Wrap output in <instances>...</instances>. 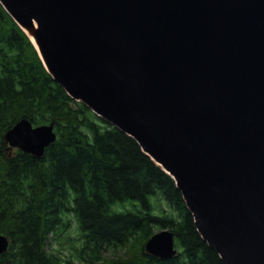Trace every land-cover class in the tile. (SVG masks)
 Masks as SVG:
<instances>
[{
    "label": "water",
    "instance_id": "95a60500",
    "mask_svg": "<svg viewBox=\"0 0 264 264\" xmlns=\"http://www.w3.org/2000/svg\"><path fill=\"white\" fill-rule=\"evenodd\" d=\"M0 4L52 79L175 181L225 264H264V0ZM4 139L40 159L56 135L22 119ZM8 244L0 235V255ZM145 250L173 258V232Z\"/></svg>",
    "mask_w": 264,
    "mask_h": 264
},
{
    "label": "trees",
    "instance_id": "16d2710c",
    "mask_svg": "<svg viewBox=\"0 0 264 264\" xmlns=\"http://www.w3.org/2000/svg\"><path fill=\"white\" fill-rule=\"evenodd\" d=\"M22 119L53 124L56 139L40 159L4 139ZM162 229L177 250L167 260L145 250ZM0 235L9 242L0 264H225L197 232L175 181L52 79L1 4Z\"/></svg>",
    "mask_w": 264,
    "mask_h": 264
},
{
    "label": "rangeland",
    "instance_id": "374dc122",
    "mask_svg": "<svg viewBox=\"0 0 264 264\" xmlns=\"http://www.w3.org/2000/svg\"><path fill=\"white\" fill-rule=\"evenodd\" d=\"M73 243L76 245V242H73ZM68 246H70V245L69 244H66V245L62 246L60 249H62L64 252L68 253V251L66 250V248ZM55 247L57 249L59 248L58 246H55ZM117 254L120 255L121 254V251H118ZM111 255H112L111 253H106V257L111 256Z\"/></svg>",
    "mask_w": 264,
    "mask_h": 264
},
{
    "label": "bare ground",
    "instance_id": "6f19581e",
    "mask_svg": "<svg viewBox=\"0 0 264 264\" xmlns=\"http://www.w3.org/2000/svg\"><path fill=\"white\" fill-rule=\"evenodd\" d=\"M36 30V26H34V28L32 29V31H35ZM27 34L29 35V39L31 40L32 43H34L36 45V40L34 38V35L32 33H30L28 30H26Z\"/></svg>",
    "mask_w": 264,
    "mask_h": 264
}]
</instances>
